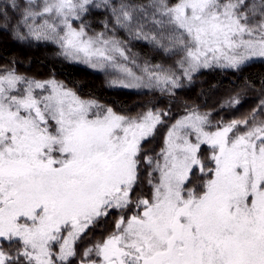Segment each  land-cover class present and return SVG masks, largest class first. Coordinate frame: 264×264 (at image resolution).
I'll return each instance as SVG.
<instances>
[{
	"label": "snow or ice",
	"instance_id": "6c2138e0",
	"mask_svg": "<svg viewBox=\"0 0 264 264\" xmlns=\"http://www.w3.org/2000/svg\"><path fill=\"white\" fill-rule=\"evenodd\" d=\"M119 32L171 63L137 64ZM0 34L174 97L202 69L264 60V0H0ZM15 64L0 68V264H264V99L243 118L130 115Z\"/></svg>",
	"mask_w": 264,
	"mask_h": 264
},
{
	"label": "trees",
	"instance_id": "16d2710c",
	"mask_svg": "<svg viewBox=\"0 0 264 264\" xmlns=\"http://www.w3.org/2000/svg\"><path fill=\"white\" fill-rule=\"evenodd\" d=\"M102 19L104 17L100 15L89 17L95 32L103 30ZM117 36L128 40V48L137 64L145 59L153 63H171L152 52L146 42L132 40L124 32L117 33ZM58 53L56 44L21 43L7 34H0V68L8 67L10 60L15 61L20 73L39 79L54 76L81 97L94 98L123 114L135 115L157 106L170 108L173 116H181L185 106H189L212 113L214 119L243 118L264 98V60L260 59L251 61L241 72L226 68L202 69L191 82L183 81L184 86L170 97L158 90L111 87L109 81L117 78L116 71L92 68ZM233 97H238L240 103L229 107L227 102ZM164 132L165 129L161 128L149 147H158Z\"/></svg>",
	"mask_w": 264,
	"mask_h": 264
},
{
	"label": "rangeland",
	"instance_id": "374dc122",
	"mask_svg": "<svg viewBox=\"0 0 264 264\" xmlns=\"http://www.w3.org/2000/svg\"><path fill=\"white\" fill-rule=\"evenodd\" d=\"M97 69H100V70H103V69H101V68H97ZM107 69V68H106ZM109 69H111V71H116V74H118V76H120V70L118 69V68H111V67H109ZM24 74V73H23ZM26 75V74H25ZM117 76V77H118ZM264 99V98H263ZM101 103V102H100ZM101 104H103V105H105L104 103H101ZM107 106V105H106ZM200 112H206V111H204V110H199ZM182 116V115H181Z\"/></svg>",
	"mask_w": 264,
	"mask_h": 264
}]
</instances>
